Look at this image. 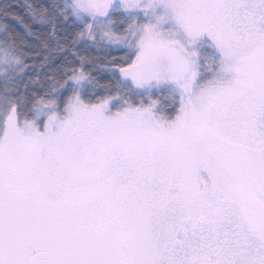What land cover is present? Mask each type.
Masks as SVG:
<instances>
[{
	"label": "snow or ice",
	"instance_id": "snow-or-ice-1",
	"mask_svg": "<svg viewBox=\"0 0 264 264\" xmlns=\"http://www.w3.org/2000/svg\"><path fill=\"white\" fill-rule=\"evenodd\" d=\"M0 264H264V0H2Z\"/></svg>",
	"mask_w": 264,
	"mask_h": 264
},
{
	"label": "trees",
	"instance_id": "trees-1",
	"mask_svg": "<svg viewBox=\"0 0 264 264\" xmlns=\"http://www.w3.org/2000/svg\"><path fill=\"white\" fill-rule=\"evenodd\" d=\"M0 2H2V0H0Z\"/></svg>",
	"mask_w": 264,
	"mask_h": 264
}]
</instances>
